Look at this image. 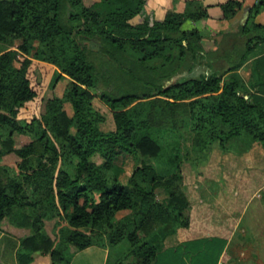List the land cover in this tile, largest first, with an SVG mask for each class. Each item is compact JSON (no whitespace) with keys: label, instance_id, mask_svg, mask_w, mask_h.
<instances>
[{"label":"trees","instance_id":"16d2710c","mask_svg":"<svg viewBox=\"0 0 264 264\" xmlns=\"http://www.w3.org/2000/svg\"><path fill=\"white\" fill-rule=\"evenodd\" d=\"M146 5L0 0V44L7 48L0 51V130L9 132V144L15 133L32 137L9 148L21 162L7 184L10 170L0 167V226L27 229L23 243L50 254L53 264L70 263L69 246L82 251L124 240L129 250L113 264L131 258L129 264H187L203 251L206 264H217L227 241L198 239L196 217L200 211L225 216L229 201L240 207L250 195L252 151L264 149V98L251 89L261 93L263 76L259 62L250 82L239 70L264 44V24L255 22L264 0L250 9L238 35L243 40L233 42V35L211 34L210 7L201 0L175 1L161 21H137ZM243 5L221 4L222 19H233ZM110 63L126 77L123 86H110ZM38 71L67 81L63 96L46 101L43 113ZM255 74L261 79L253 82ZM96 97L111 111L113 131L102 129L107 117L93 105ZM165 147L174 171L162 174L153 160ZM194 155L207 157L203 166L222 174L205 177L196 199L181 204L183 164ZM123 157L136 160L127 181L118 164ZM63 215L70 231L60 247ZM154 226L165 233L157 241ZM103 227L109 239L99 232Z\"/></svg>","mask_w":264,"mask_h":264},{"label":"crops","instance_id":"0c3cea01","mask_svg":"<svg viewBox=\"0 0 264 264\" xmlns=\"http://www.w3.org/2000/svg\"><path fill=\"white\" fill-rule=\"evenodd\" d=\"M175 1L180 0H158V2H154L155 6L153 5V9L158 11L161 16H165L166 12L173 8ZM227 1L229 0H212L209 2L204 0V3L210 7L209 12H214L219 15L218 17H215V19L210 18L208 21L207 25L211 30V34L223 33L224 35H232L239 32L240 26H244L245 24L247 25L249 22L250 17L247 19V10L251 9L257 3V0H243L244 5L242 10L233 19L224 20L222 19V10L220 5ZM147 3H150V0ZM211 20H215L217 23L216 25L221 24L224 27H218L217 29L213 28L211 26ZM255 22L264 24V11L256 17ZM263 45L264 44H262V46ZM256 62H259V68L261 75L263 76L261 80L262 83L259 88L261 93H257L254 89H251V92L253 94H259L264 98V49L258 54H252L250 59L241 67L239 73L246 82H250L249 80L254 72L253 70ZM253 77V82L261 79L258 78L256 74ZM257 151H259L261 155H264L262 149L258 148L252 151L254 157ZM8 166L17 170V166H12L11 164H8ZM252 183L253 182H251L249 186H251ZM246 199L247 201H245V204L240 207L237 205L239 201L235 198H233L231 202L229 201L232 206L230 207V212L225 216H220L215 211L211 215H209V213L208 215L204 213L205 215L202 217V211H200V213L196 211V214H199V216L196 217V235L198 239L216 237L228 242V245L226 246L224 253L220 256L217 264H233L234 262H239L241 264H253L256 259H260V254L254 258V252L259 250L258 248L256 249L255 241H258V246L261 247L259 252H264L262 250V246H264V223L261 222L259 224L261 230L263 229L261 232L260 230L255 229L256 227L251 225V223L248 229L241 230L242 214H247L250 208L249 204L254 201V197L248 195L246 196ZM238 210L239 215H237ZM263 211L264 206L260 208V212L258 213V215L262 218H264ZM239 232L245 235V238L243 239L244 242L242 243V247L245 251L240 254L244 259H238V255H236V252L234 253L231 248L233 237ZM259 232L261 233V236H257L255 239H253V237H249L251 235L256 236ZM180 235L181 241H184L186 239L185 233L181 232ZM27 236H29V231L27 229L14 227L7 222L2 223L0 226V264H53L50 254L29 248L28 245L23 243L24 238ZM116 246H92L82 251L77 250L74 246H69L65 250V255L70 259L69 264H113L117 260L113 255ZM208 261L209 259L207 258L205 251H203L202 253L194 256L191 261H186V263L206 264ZM259 264L262 263L260 262Z\"/></svg>","mask_w":264,"mask_h":264},{"label":"rangeland","instance_id":"374dc122","mask_svg":"<svg viewBox=\"0 0 264 264\" xmlns=\"http://www.w3.org/2000/svg\"><path fill=\"white\" fill-rule=\"evenodd\" d=\"M98 1L100 0H84V3L85 5H90L91 3L98 2ZM148 1L149 0H147V2ZM180 1H187V0H180ZM201 1L204 3V0H201ZM206 1L209 2L212 0H206ZM220 1H224V0H220ZM154 2H158V0H150V3H147L142 13L136 18L137 21L149 20L150 22H154V21H161L164 19V16H161V14L158 11L153 9L154 8L153 5L155 6ZM210 15H211V18L213 19L219 16L217 13H214V12H210ZM210 22H211V26L215 29H217L218 27H224L221 24L216 25L217 23L215 20H211ZM244 26L243 25L240 26L239 32H237L236 34H232L233 35V37H231L232 42L235 41L236 39L240 41L243 40V39H239L240 37H238V35L241 33V29ZM92 47L96 49V47L94 46ZM5 49L7 48L0 44V51H3ZM263 49H264V45L263 46L260 45L255 49V51L252 54L253 55L258 54ZM117 68L118 66H114L113 64L110 63L108 64V67L105 70L106 78H108V80L111 78L110 86L115 87V88L123 86L124 84L123 81L124 82L126 81V77H123L122 72ZM37 74L39 76L40 82L44 84L43 104H42L41 111H40L41 113H43L46 101L52 100L55 98H61L63 96V93L67 85V81L58 80L57 74L53 75V73L46 75L42 71H38ZM93 105L95 106L96 109H98L101 113H103L107 117V121L102 126V129L105 132L113 131L115 129V126H114V120H113L111 111L101 102V100L98 97L94 99ZM66 110L68 111L69 114L72 113L69 105L66 106ZM154 111H157V110H155L154 108ZM70 131L72 134H74L76 130L74 127H72ZM8 138H9V132L5 130H0V167H4L10 170L9 171L10 174L3 176V182L6 184L9 182L10 179H14L16 175L19 174L18 165L21 162L20 158L15 153L8 152L9 148H16V149L21 148L22 146L30 143L32 140L31 136H27V135L19 134V133L14 134L13 144L7 143ZM259 149H262V151L264 152L263 147H260ZM166 150L167 149L165 147L164 150L161 152L160 156H158L157 158H154L153 160L155 167L162 174H167V173L174 171V167L171 165V156L169 155L170 152H167L168 150L167 151ZM206 159L207 157L200 156V155H194L192 160L186 161L183 164V174H184V192L183 193L184 194L180 198L181 204H184L185 200L193 201L194 199H196L197 191H198L197 189L200 185H202V181L204 180L205 177H209V176L213 178L215 176L216 178L221 177L222 170L217 171L220 169L219 168L216 169L215 165H208L207 167L203 166ZM96 161L98 163L102 162V160H100L99 158H97ZM8 164H11L12 166H17V170L15 168L9 167ZM118 164L120 165L123 164V168L125 170L123 180L127 181L129 175H131V173L133 172V169L136 165V160L132 157H123L118 161ZM67 169L72 175L75 173V170L73 167H69ZM214 169L216 170L214 171ZM201 171H203L204 173L200 174L199 172ZM254 173H255V177L252 180L253 183L251 184V186H249L248 192L250 193V196L254 198L256 197V198L254 201L251 202V204H249L250 205L249 211L242 219L241 230L248 229L250 223L256 228H258L257 225L259 226L261 222L264 223V218L258 215V213L260 212V208L264 206V200L260 199V197L264 194V155H261L259 151L255 153ZM147 188H150V187L147 186ZM233 194L234 193H232L231 195ZM235 194L238 195V194H241V192H236ZM159 195H160V198L164 197V194L162 192ZM71 212L72 210L69 211V213ZM59 223H60V227L57 229V232L59 234V240H60L59 246L62 247L65 245V238L70 231L67 215H63ZM52 229H53L52 224H49L48 226L49 232H51ZM152 230L153 232H155L154 240L156 241L162 239L165 235V233L160 231V229L156 226L152 227ZM99 232L105 234L106 237L109 239L110 233L107 232V229L105 227L101 228ZM249 237H253V239H255L257 236L251 235ZM244 238H245V235L239 232L233 237V240H232L231 248H232V251L234 253L236 252V255H238L237 257L238 259H244L240 255L241 252L245 251V249L242 247ZM255 244H256V249L258 248L259 250H256V252H254V258H256L258 254H260V259L259 260L256 259L253 264H259L260 262L264 264V252L262 253L259 252L261 250V247L258 246V241H255ZM129 247H130V244L127 240H124L123 242H121L114 249V254H113L114 258L117 260L122 258L125 254H127ZM262 250L264 251V246H262ZM132 261L133 259L131 258L129 261H127L126 264H129Z\"/></svg>","mask_w":264,"mask_h":264},{"label":"water","instance_id":"95a60500","mask_svg":"<svg viewBox=\"0 0 264 264\" xmlns=\"http://www.w3.org/2000/svg\"><path fill=\"white\" fill-rule=\"evenodd\" d=\"M249 17H250V9L247 10V19H249ZM245 25H246V24H245Z\"/></svg>","mask_w":264,"mask_h":264}]
</instances>
